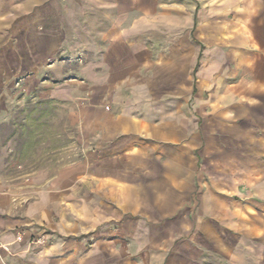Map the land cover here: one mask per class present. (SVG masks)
<instances>
[{"label": "crops", "instance_id": "0c3cea01", "mask_svg": "<svg viewBox=\"0 0 264 264\" xmlns=\"http://www.w3.org/2000/svg\"><path fill=\"white\" fill-rule=\"evenodd\" d=\"M0 40L88 96L78 161L0 194V264H264V0H0Z\"/></svg>", "mask_w": 264, "mask_h": 264}, {"label": "rangeland", "instance_id": "374dc122", "mask_svg": "<svg viewBox=\"0 0 264 264\" xmlns=\"http://www.w3.org/2000/svg\"><path fill=\"white\" fill-rule=\"evenodd\" d=\"M12 44L0 40V194L28 204L80 158L79 115L88 96L77 58H57L69 62L65 72L49 59L36 78L30 74L31 58L5 55ZM62 74L66 82L56 77Z\"/></svg>", "mask_w": 264, "mask_h": 264}]
</instances>
